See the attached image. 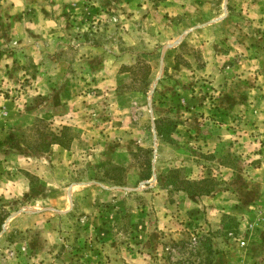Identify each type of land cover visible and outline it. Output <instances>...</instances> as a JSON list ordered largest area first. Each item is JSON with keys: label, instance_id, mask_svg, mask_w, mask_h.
I'll return each instance as SVG.
<instances>
[{"label": "rangeland", "instance_id": "1", "mask_svg": "<svg viewBox=\"0 0 264 264\" xmlns=\"http://www.w3.org/2000/svg\"><path fill=\"white\" fill-rule=\"evenodd\" d=\"M18 1L19 10L0 0V264H101L120 252L98 257L102 247L115 244L162 264H264V0ZM212 35L217 87L190 44ZM170 50L195 58L184 109L174 104L173 67L150 80ZM44 51L47 64L59 61L54 77L43 72ZM121 53L133 61L116 64ZM108 60L116 67L100 87L95 69ZM73 66L92 74L68 84ZM233 88L243 104L231 114L238 138L202 137L228 121L217 120L226 108L215 103ZM73 109L84 123L71 121ZM184 117L191 136L157 134L155 121ZM53 135L66 146L39 150ZM146 159L150 175L140 179ZM168 170L212 178L207 203L222 212L173 203ZM93 187L101 199L90 206Z\"/></svg>", "mask_w": 264, "mask_h": 264}, {"label": "crops", "instance_id": "2", "mask_svg": "<svg viewBox=\"0 0 264 264\" xmlns=\"http://www.w3.org/2000/svg\"><path fill=\"white\" fill-rule=\"evenodd\" d=\"M13 5L17 6V7H14V9H18L19 10L20 6H21V2H19L18 0H13ZM193 31H196V29L193 30ZM187 32L185 34H187ZM183 37H184V39H186L189 36L187 34V35H184ZM215 38H216V36L212 35V37L209 38L208 41H201V40H197V39H192V40H190V42H191L190 44H191L192 47H195L198 50V58H200V62H202V64L199 67L203 69V72H206V75H208L210 73L211 77L216 79V81H215L216 83L215 84L211 83L210 85H215L217 87L218 81H219V77L216 76L217 73H218V70L216 69V66H215V62L217 61V59H216L217 57H216V53L213 51V48H212L213 40H215ZM181 40L182 39H180L179 41L174 40L175 41V45H179L181 43ZM172 52H173V50L169 53L170 58H171L170 60H167L168 57H166L167 55H165V54H164V57L162 56L163 57L162 59H161V56H160V58L157 57L155 70L154 71L151 70V72H150V80L152 81L154 78H156V76L159 73L160 69H161V71H164V66L173 67L174 70H176L180 74L179 77L177 76L179 79H177L176 82H174V87H175V91L174 92H178V93H173L174 95H176L174 104L177 105V103H178V106H180V104L178 102V101H180L183 104V109H184L185 106H189L190 102L194 101V100L192 101V96H191L192 94H194V92L191 93V91L189 89V86H187L188 84H190V78H187V74H189L188 72L191 69V67L195 66V65H191V64L194 63L195 58L192 55H187L186 54L184 57H182L183 59H181L178 56L176 57V54H174ZM60 54L62 55V53H60ZM90 54H92V53H90ZM222 55H219L218 58H220V57L222 58ZM76 56L78 57V58H76V60H78L79 59L78 53H77ZM80 56L83 58L82 60H84V59L90 60V59H92L94 57V55H91V56L89 54L82 55V53H81ZM174 56L176 58L175 61H174ZM50 57L51 56L49 55L48 52L44 51L42 53V64H44L43 72H46V68H48L50 71H52V72H50L49 76L51 75V77L52 76L54 77V75H56L55 73L59 72V67H58L59 61H55V63H52V64H47L46 59L50 58ZM132 61H133V59L131 60L129 55H127L126 53H121L119 55V57L117 58V60H116V64H118V65H120V64H130ZM103 62L105 63V61H103ZM103 62H102V64H103ZM110 62H112V60H110V61L108 60L106 62L107 67L102 65L101 62H100L99 66H97L98 68L95 69V70L98 71L97 73L99 74V76L96 79V81H97L96 83L98 85H100V87H101V85L110 84V82H111V80L109 81L107 79L106 75L102 74L104 69L109 70V68H110V70L108 71V72H110L111 70H113V68L116 67V64H114V66H113ZM78 64L76 63L75 65H78ZM50 65H54L55 67H52ZM71 69H73L75 71H73V72L71 71L70 72V77L67 75L69 80L66 83H68V84H73V85H75L76 83L79 84V81H78L79 78L78 77H79L80 73L86 74V75H88L89 73L92 74V72H89L88 69L80 68V69L76 70L77 69L76 66H73ZM186 69H188L187 73L184 72ZM52 74H54V75H52ZM63 74H64V70L61 71V76ZM71 77H73V78H71ZM46 78L48 79V76ZM45 83L47 84V87L51 85V82H48L47 80H45ZM191 87H193V86L191 85ZM241 93H243V92H241ZM238 95H239L238 89L237 88H233V92L228 94L227 97H225L226 99L224 98V100H223L222 98H220V100L218 102L216 101L215 104H219L218 107L219 106H223L226 109L223 110L221 108L219 112L215 111V117L218 118L217 119L218 121H220L222 118H223L224 121L225 120H228V121L225 124L221 125V126H219L220 124H217L218 127H220V128H218L219 133L212 134V133H209V132H204L202 137L214 136V138H216V140H217L218 137L219 138L231 137V139L232 138H238L239 131H238L237 128L234 127V124H233V122L231 120V118H232L231 114L233 112H237L238 109L243 105V104H241L242 101H239L240 99H239ZM178 98H180V100H178ZM64 101H65V103H67L69 105L72 104L71 106H73V104H76L77 102H80L81 98H79L78 96H72V98L68 96V97H66V99H64ZM208 109H209V107H208ZM71 111H72L71 114H70L71 115V121H74L75 123L76 122L77 123L78 122L79 123H84L83 122L84 119L88 118V117H84L83 119H81L80 113L77 110L75 111L73 109ZM220 113H222V115ZM219 118H221V119H219ZM229 123L231 124V126L228 125ZM87 125H88V123L85 124L84 128H85V131L88 132V129L86 127ZM184 126H188V118H186V117H184L182 119V121H179L176 124V127L174 128V131L172 133L173 134V138L175 137L177 139V137H179V136L180 137H184V136L185 137H189V136H191L193 131L189 130V129H186ZM81 136H83V133L81 134ZM175 143L177 144L176 141H175ZM55 145L56 144L51 143L50 146H49V150H51V149L55 150V148H56ZM167 145L168 146H172L174 148V145H172V144H167ZM100 160H101V157H99L98 161H100ZM105 184H108V183H105ZM93 188H94L95 195L94 194H90V193L88 194V200H89V205L90 206L91 205H95L96 200H100L101 199L100 196H97V192H99L97 190V188L96 187H93ZM174 193H176V194H174L172 196L173 203L181 204L185 209L192 208L194 206L192 202L196 201L197 202V206H199V204H200V206H203L204 210L208 211L209 213H213L214 211L217 212V210H220V212H222L220 207L217 208V207H214L213 205H211V203H207V202H210L211 199H213L214 194L213 195L211 194L210 196L209 195H205V196L194 197V196H191V195H187V194H185L184 192H182L180 190H177ZM160 209H161L162 214H163V210L165 211V209L164 208H160ZM177 212L178 211H174V215H173L174 218L178 217L177 216ZM155 215H157L159 217L158 211L155 212ZM90 216H92V215L90 214ZM18 217H15V218H18ZM21 218H29V216H28V214H24V215H22ZM30 218H34V216L30 217ZM168 218H170L169 213L165 215V220H167ZM162 220H164V219H162ZM179 220H181V219H179ZM43 225L46 226L45 223L42 224V226ZM156 227L159 228L158 226H156ZM50 235H52V234H50ZM102 248H103L102 251H100L101 249H98L100 251V254L98 255V257H100L103 254V252H105V251H107V254H109L108 251H111V250H114V253H116L117 252L116 250L118 248H119L118 250H120V252L114 257H110V256L108 258L102 257L105 260L101 264H162L161 262H163V260L159 261V260H156V258H149V255L147 254V252L137 253V252L132 251L130 249H127V248H125L123 246L117 247L116 244L114 246L105 245ZM141 250H144V249H141ZM144 255L146 257H144ZM263 261H264V259H263Z\"/></svg>", "mask_w": 264, "mask_h": 264}, {"label": "trees", "instance_id": "3", "mask_svg": "<svg viewBox=\"0 0 264 264\" xmlns=\"http://www.w3.org/2000/svg\"><path fill=\"white\" fill-rule=\"evenodd\" d=\"M162 122V126H157L156 132L159 134L162 138L168 139L170 131H172L177 121L166 119L164 121L157 120L155 121L156 125ZM68 127L64 126L62 127L63 131H66ZM60 135V134H59ZM59 135H53L49 142L45 143L42 149V151H45L49 144L51 143H57L60 146L65 147L66 143L64 139V135L61 137H58ZM143 167V166H142ZM150 175L149 171V162L146 159L145 165L142 169V172L139 173L138 178L140 179H147ZM164 185L166 187H170L172 190H180L184 192L187 195L191 196H202V195H208L212 192L213 187L215 185V182H213V179L210 177H203L200 179H187L184 177H178L176 174V171L174 170H168L167 173L164 175Z\"/></svg>", "mask_w": 264, "mask_h": 264}, {"label": "built area", "instance_id": "4", "mask_svg": "<svg viewBox=\"0 0 264 264\" xmlns=\"http://www.w3.org/2000/svg\"><path fill=\"white\" fill-rule=\"evenodd\" d=\"M264 203V202H263ZM241 243H243V242H241Z\"/></svg>", "mask_w": 264, "mask_h": 264}]
</instances>
